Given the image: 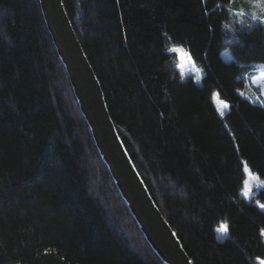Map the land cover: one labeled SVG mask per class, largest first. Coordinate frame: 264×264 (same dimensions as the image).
Masks as SVG:
<instances>
[{
	"label": "trees",
	"instance_id": "trees-1",
	"mask_svg": "<svg viewBox=\"0 0 264 264\" xmlns=\"http://www.w3.org/2000/svg\"><path fill=\"white\" fill-rule=\"evenodd\" d=\"M62 1L121 141L193 264H259L264 189L239 192L242 162L264 179V104L238 92L243 65L264 64V25L241 28L228 0ZM174 45L199 83L181 78ZM213 93L229 105L223 117ZM0 264H163L99 156L38 0H0Z\"/></svg>",
	"mask_w": 264,
	"mask_h": 264
},
{
	"label": "water",
	"instance_id": "water-1",
	"mask_svg": "<svg viewBox=\"0 0 264 264\" xmlns=\"http://www.w3.org/2000/svg\"><path fill=\"white\" fill-rule=\"evenodd\" d=\"M38 3L99 156L140 232L163 264H193L121 141L100 82L74 32L63 1L38 0Z\"/></svg>",
	"mask_w": 264,
	"mask_h": 264
},
{
	"label": "snow or ice",
	"instance_id": "snow-or-ice-1",
	"mask_svg": "<svg viewBox=\"0 0 264 264\" xmlns=\"http://www.w3.org/2000/svg\"><path fill=\"white\" fill-rule=\"evenodd\" d=\"M245 2L252 8L254 11L250 13V16L253 20L264 23V0H245ZM236 0H228V11L236 18H242L245 13L243 10H234L233 6L235 5ZM258 10V11H256ZM243 23V20L240 21ZM227 27V26H226ZM169 52L176 54V66L179 69L181 78L183 79L186 73L196 72L197 81L200 80V69L196 67L195 61L193 60L191 54L184 49L182 46H172L168 49ZM262 71V79H264V65L257 66ZM212 100L216 103V109L219 112L220 116L225 115V111L229 108V105L218 99V94L213 93ZM241 190L240 194L247 198L251 199L254 195L255 189H264V179H261L258 174L252 172L249 168V165L246 161L242 162V172H241ZM258 207L264 211V203L257 201ZM228 225L221 224L216 231L221 233L223 236L228 234ZM264 235V231L261 233ZM173 235H176L173 233ZM259 264H264V259L257 257Z\"/></svg>",
	"mask_w": 264,
	"mask_h": 264
},
{
	"label": "rangeland",
	"instance_id": "rangeland-1",
	"mask_svg": "<svg viewBox=\"0 0 264 264\" xmlns=\"http://www.w3.org/2000/svg\"><path fill=\"white\" fill-rule=\"evenodd\" d=\"M233 8H234V10H243L244 13H245V15L242 18H236L230 13L232 15V17L234 18L235 22L241 28H246L247 29L255 22L260 23L259 21H255V20H253L251 18L250 13L252 11H254V9H252L245 2V0H236V3L233 6ZM256 11H258V10H256ZM241 20H243V23L240 22ZM261 24L264 25V23H261ZM230 29L232 30L231 33H235V28L234 27L230 26ZM221 57L224 58V59H229L230 58L229 50L228 49H223L221 51ZM258 65H264V64L260 63V62L251 61V62L245 63V65H243L245 68L241 69V71H242V74H243V76L245 78L246 86H245L244 90H240L238 93L241 96H243L244 98L248 99L252 103L264 104V79H262V71H261V69H259L257 67ZM178 72H179V69H178ZM186 75H190L195 83H199L200 82V80L197 81V79H196V76H197L196 72L192 71V72L186 73ZM199 75H201V72L199 73ZM213 102H214V105L216 106L215 101H213ZM239 194H240V192H239ZM245 199H247V198H245ZM255 203L257 205V201ZM117 223L121 226L122 231L126 233V236L128 238H130L131 241L137 240L136 233L133 230H131L130 227H128L126 225L125 220L121 219V221H117ZM221 224H225V223H221ZM221 224H219L216 227V229ZM216 233H217V236H219L220 238H224L225 237V236H223L221 233H219L217 231H216Z\"/></svg>",
	"mask_w": 264,
	"mask_h": 264
}]
</instances>
